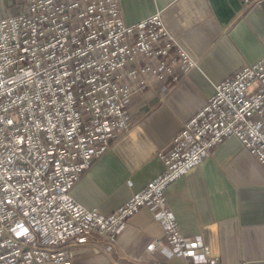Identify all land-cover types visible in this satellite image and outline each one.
<instances>
[{
    "label": "built area",
    "instance_id": "built-area-1",
    "mask_svg": "<svg viewBox=\"0 0 264 264\" xmlns=\"http://www.w3.org/2000/svg\"><path fill=\"white\" fill-rule=\"evenodd\" d=\"M240 1L247 11L262 0ZM9 8L16 13L0 19V264H71L89 240L115 243L145 205L168 238L151 248L186 264H221L195 259L199 248L183 235L165 192L232 136L264 166V54L215 85L158 152L163 172L104 215L72 188L132 127L128 98L173 85L197 62L161 12L128 24L121 0H20Z\"/></svg>",
    "mask_w": 264,
    "mask_h": 264
},
{
    "label": "crops",
    "instance_id": "crops-1",
    "mask_svg": "<svg viewBox=\"0 0 264 264\" xmlns=\"http://www.w3.org/2000/svg\"><path fill=\"white\" fill-rule=\"evenodd\" d=\"M128 24L157 12L166 30L197 65L180 70L167 87L154 84L127 100L133 125L72 188L89 208L110 215L164 170L158 152L215 93V85L264 54V0L243 11L240 0H121ZM185 237L196 242L195 259L221 264H264V166L229 137L166 190ZM168 238L150 206L123 224L117 241L89 240L71 264H186L177 254L150 247ZM207 246V250L202 249Z\"/></svg>",
    "mask_w": 264,
    "mask_h": 264
},
{
    "label": "rangeland",
    "instance_id": "rangeland-1",
    "mask_svg": "<svg viewBox=\"0 0 264 264\" xmlns=\"http://www.w3.org/2000/svg\"><path fill=\"white\" fill-rule=\"evenodd\" d=\"M13 1L19 2L20 0H0V19L5 18V16H8L12 13H16L15 8H9V5Z\"/></svg>",
    "mask_w": 264,
    "mask_h": 264
}]
</instances>
